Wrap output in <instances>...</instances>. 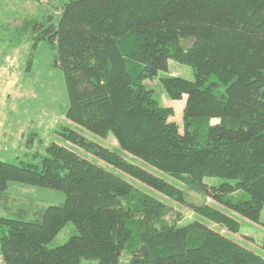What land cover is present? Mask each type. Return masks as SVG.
Returning a JSON list of instances; mask_svg holds the SVG:
<instances>
[{
  "label": "trees",
  "instance_id": "1",
  "mask_svg": "<svg viewBox=\"0 0 264 264\" xmlns=\"http://www.w3.org/2000/svg\"><path fill=\"white\" fill-rule=\"evenodd\" d=\"M59 18L34 28L57 52L67 118L100 139L112 136L121 153L66 130V142L110 169L56 144L37 163L0 161V199L10 183L66 194L33 219L26 209L0 217L3 264H120L126 252L130 264H264L203 221L182 226L180 213L135 184L232 234L241 231L233 215L261 225L264 0H68ZM170 61L194 75L160 80L169 100L186 97L183 133L147 85L169 73ZM210 178L224 182L211 186ZM188 190L205 204L189 202ZM70 223L77 234L51 249Z\"/></svg>",
  "mask_w": 264,
  "mask_h": 264
},
{
  "label": "rangeland",
  "instance_id": "2",
  "mask_svg": "<svg viewBox=\"0 0 264 264\" xmlns=\"http://www.w3.org/2000/svg\"><path fill=\"white\" fill-rule=\"evenodd\" d=\"M60 7H62L60 0H0V161L16 166L37 163L45 156L46 148L56 144L72 149L99 166L110 169L107 164L66 142L60 135L66 130H73L90 141L121 153L118 143L112 136L105 140L100 139L67 118L70 103L64 74L54 66L57 52L46 39H40L39 34L44 30L34 28V25L38 23H46V29L49 28L50 17L53 19V24H57L60 19L58 11ZM168 76L193 81V71L186 65L170 61L168 74L160 73L155 80L147 83L163 106L174 109L175 117L171 121L175 122L183 133L186 97L183 101L168 99L160 84V80ZM127 159L184 189L168 175L141 161H135L132 157ZM223 182L224 180L216 178L205 180V183L211 186H218ZM135 184L147 194L180 213L184 219L182 226L203 221L225 237L264 258V227L262 226L264 210L261 225H256L240 216H232L230 212L222 209L241 226L240 233L232 234L224 227L204 221L167 197ZM186 192L189 202L197 205L205 204L194 191ZM7 194L8 199H0V217L4 218L16 219L20 210L26 209L29 213L27 219H33L37 211L63 205L66 202V194L61 191L17 183L9 184ZM206 204L214 205L211 201H207ZM76 234L75 226L70 223L49 247L51 249L60 247ZM130 258L128 252L124 253L120 264H130ZM83 264H98V262L84 261Z\"/></svg>",
  "mask_w": 264,
  "mask_h": 264
},
{
  "label": "crops",
  "instance_id": "3",
  "mask_svg": "<svg viewBox=\"0 0 264 264\" xmlns=\"http://www.w3.org/2000/svg\"><path fill=\"white\" fill-rule=\"evenodd\" d=\"M68 1V0H60V3H61V6H63V4ZM59 11V16H61V13H62V7H60V9L58 10ZM0 264H3V260H2V257L0 256Z\"/></svg>",
  "mask_w": 264,
  "mask_h": 264
},
{
  "label": "built area",
  "instance_id": "4",
  "mask_svg": "<svg viewBox=\"0 0 264 264\" xmlns=\"http://www.w3.org/2000/svg\"><path fill=\"white\" fill-rule=\"evenodd\" d=\"M52 1V0H51Z\"/></svg>",
  "mask_w": 264,
  "mask_h": 264
}]
</instances>
